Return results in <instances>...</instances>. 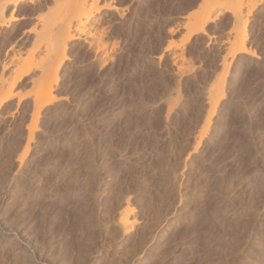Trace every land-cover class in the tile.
<instances>
[{"label":"rangeland","instance_id":"374dc122","mask_svg":"<svg viewBox=\"0 0 264 264\" xmlns=\"http://www.w3.org/2000/svg\"><path fill=\"white\" fill-rule=\"evenodd\" d=\"M87 1L85 12L90 11L91 18L85 25L89 33L81 32L85 25L78 28L81 31L71 29L74 41L67 43L66 61L57 71L58 81L52 90L56 99L37 116L33 114L32 97L42 70L36 63L35 69L24 68L30 65L29 56L32 64L41 55L45 58L48 40L44 38V46L41 33L44 30L46 35L45 26L57 22L55 17L65 8L64 0H25L11 20L7 12L0 17V100L10 80L12 83L15 77H21L11 97L0 106V216L20 217L15 211L20 203L8 204L7 199L13 193L17 201L22 175L32 172L43 186L33 180L40 192L35 201L38 206L34 202L39 209L32 208V215L26 217L28 223L33 221L31 225L26 223V230L35 228V235L41 233L34 236H44V240L52 232L48 237H53V243L42 252L45 263L90 264L91 260V264H121L120 256L110 252L119 248L115 241L118 245L124 237L117 238V205L127 195L133 212H137L140 198L134 195L129 177L136 161L141 162L140 158L154 149L159 160L149 161V172L159 177L165 171L170 181L177 177V194L170 198L172 211L156 230V236L128 264H256V255L254 258L250 253L255 247L253 239L264 237V0H241L240 9L234 10L236 18L232 9L226 11L231 7L223 11L213 6V0ZM199 17H204L203 33L189 35ZM242 30L246 36L244 47L251 55L238 54L231 59L229 55L236 48L233 42ZM96 33L103 44L99 49L92 46ZM46 58L44 65L51 59L46 63ZM24 60L27 67L22 64ZM55 60L52 58L53 63ZM213 101L216 105L206 128L204 120ZM28 131L33 134L30 136ZM27 139L28 153L22 158ZM86 220L93 225L99 223L93 228L96 242L106 245L95 253L97 256L93 254L95 257L84 255L88 263L81 260L83 255L80 262L75 261L74 244L88 231ZM30 231H24L22 247L27 245L23 242ZM109 239L113 240L110 244ZM4 244L0 264H16L18 260L21 264V258L13 255L7 242ZM64 255L72 260H63ZM263 258L259 264H264Z\"/></svg>","mask_w":264,"mask_h":264},{"label":"bare ground","instance_id":"6f19581e","mask_svg":"<svg viewBox=\"0 0 264 264\" xmlns=\"http://www.w3.org/2000/svg\"><path fill=\"white\" fill-rule=\"evenodd\" d=\"M23 1H25V0H0V17L5 13V12H7V14H8V17H9V19L11 20L13 17H12V14L17 10V8H18V6L20 5V3H22ZM90 1V0H89ZM98 0H92L91 2L94 4L95 2H97ZM205 2H207V0H204ZM208 1H212V0H208ZM88 1L87 0H66V2H65V0H64V4H65V8H63L62 7V12L60 13V17L59 16H56V17H58V18H56L55 17V21H56V19H58L57 20V22H55L54 24H52V25H50V24H48L49 26H45L46 28H45V33H46V35H44V36H46V37H44L43 36V33H44V30H42V38H43V41L45 42L44 43V46H45V44H46V41L44 40V38H46V40H48V43H47V45H46V47H44V49H45V51H47V55H49L48 57H47V55L45 54V52L43 53V55H45V58L47 59L46 60V63H48V60L50 59V61H49V63H50V66H49V63L45 66L44 65V59L45 58H43L44 56H40L39 58H40V60L39 59H37V62H33V64L32 63H30V62H32V61H30V58H32V57H27V59L29 60V63L28 64H30L28 67H27V63L25 62V60H24V63H22L25 67H27V68H24V69H26V71H30L31 69V67L32 68H34V66L36 65V67L38 68V67H40V68H42L41 66V64L39 65V63H41L42 62V64L44 65L43 66V69H40L39 68V70H42V72L40 71V76H38V77H40V78H37L38 80V82L36 83V87L38 88H36L35 86H34V91L35 92H33L34 93V95H33V97H32V99L34 100V98H35V100L33 101L34 103H35V109H34V115L36 114V116H37V113H38V111H42L41 109L43 108H45V107H47V106H50V105H52V103L55 101V96H54V94L52 93V90L53 89H55V88H53V86L55 85L56 86V82L58 81V78H56V76L59 74H57V71H59L58 69L60 68V66L63 64V63H65L64 61H66V56H65V52H66V47H68L67 46V43H69V41H72L73 39H74V36L72 35V32L70 33V31H71V29L73 28V27H75L74 29H77L78 31L86 24V21H89V19L91 18V13H90V11L87 13V11L85 12V10L86 9H88L87 7H86V3H87ZM213 2V6H216V7H218V8H222V10L224 11V10H226L227 8H230V9H227L226 11H228V10H230L231 11V9H232V12H233V16L235 15L236 16V14H235V12H234V10H236L237 9V11L240 9V5H241V0H213L212 1ZM28 3H31V0H28ZM90 5H88V6H91V3H89ZM85 7H86V9H85ZM92 7V6H91ZM90 7V8H91ZM232 14V13H231ZM234 16V18H236ZM204 17H199V18H197L196 19V24H195V26L192 28V30H190V32H189V35L191 34V33H195V34H198V33H203V28H204V19H203ZM208 19V17H206V20ZM45 21V20H44ZM45 23H46V21H45ZM91 23V22H90ZM79 27H81L80 29H78ZM85 28L86 29H81L80 31L82 32V33H84L85 31L84 30H87L88 28H87V26L85 25ZM77 30H75V31H77ZM89 30V29H88ZM88 30L86 31V32H88ZM243 30H244V27H243ZM243 30H242V32H241V35L238 37V38H235L234 40H235V42H233V44H236V48H234L232 51H231V54L229 55L230 57H231V59H233L236 55H238V54H247V55H249L250 53L248 52V50L247 49H245V47H244V44H245V41H246V36L244 35L245 33L243 32ZM84 31V32H83ZM93 31V30H92ZM96 31V30H95ZM81 33V34H82ZM89 33V32H88ZM91 34V33H90ZM34 36H35V34H33ZM92 35V34H91ZM96 35H97V33H96ZM41 38V39H42ZM35 40H36V44L38 43L37 42V39H36V36H35V38H34ZM35 40H34V42H35ZM38 41H39V39H38ZM42 41V42H43ZM74 41V40H73ZM33 42V43H34ZM42 44V43H41ZM71 44V43H70ZM69 44V45H70ZM92 46L94 47V48H96V49H99V48H101V47H103L102 45V42H101V39H100V36L99 35H97V36H93V38H92ZM33 45V44H32ZM31 45V46H32ZM91 46V45H90ZM89 47V46H88ZM93 47H91L92 49H93ZM105 47V46H104ZM70 48V47H69ZM38 49V48H37ZM36 50V48L34 49V51ZM95 50V49H94ZM44 51V50H43ZM30 52V51H29ZM97 52V50L95 51V53ZM31 53V52H30ZM100 53V52H99ZM99 53H97V54H99ZM28 55H30V54H28ZM32 55V54H31ZM40 55V54H39ZM53 55V56H52ZM55 55V56H54ZM100 55V54H99ZM103 55V54H102ZM251 55V54H250ZM51 56V57H50ZM34 57V56H33ZM54 57H55V59H54ZM41 58H42V60H41ZM52 58H53V60H55V62L53 63V61H52ZM59 58V59H58ZM19 59V58H18ZM22 59V58H21ZM26 59V61H28ZM103 59H105V58H103ZM22 61V60H21ZM36 61V60H35ZM23 62V61H22ZM51 62H52V64H54V65H51ZM36 63V64H35ZM102 63V62H101ZM35 64V65H34ZM39 65V66H38ZM35 67V68H36ZM47 67V68H46ZM34 68V69H35ZM44 68H46L45 70H44ZM63 68V67H62ZM44 70V71H43ZM25 71V70H24ZM38 74V75H39ZM43 74V75H42ZM57 74V75H56ZM42 76V77H41ZM58 77V76H57ZM7 78V77H6ZM20 76L19 77H15L14 78V80H13V82L11 83V80H10V84L8 85V87H6L5 89H6V92L4 93L3 91V93H4V96L1 98V100H0V106H2V104L3 103H5V102H7L8 101V99L11 97V94H12V90H13V88L15 87V85L17 84V82L20 80ZM33 78H35V77H33ZM40 79H41V82H40ZM3 80H4V78H3ZM2 80V81H3ZM7 80V79H6ZM32 80V79H31ZM35 81V80H34ZM33 82V81H32ZM2 83V82H1ZM33 84H35V83H33ZM1 85H3V84H1ZM4 86V85H3ZM2 86V87H3ZM35 89H37V90H35ZM54 91V90H53ZM53 94V95H52ZM54 96V97H53ZM211 96V95H210ZM58 98V97H57ZM210 100H211V98H210ZM215 102L216 101H213V103H212V105L211 104H209V108L207 109V115H206V121L204 120V126L203 127H206V128H208V125H209V119H210V116L211 115H213V112H214V107H215ZM32 103V102H31ZM57 118V117H56ZM105 121V120H104ZM108 121V120H107ZM106 121V122H107ZM124 121H126V120H124ZM123 121V122H124ZM181 121V120H180ZM32 122H35V121H33L32 120ZM131 122V121H130ZM145 122V121H144ZM146 122H147V120H146ZM126 123V122H125ZM177 123V122H176ZM179 123V122H178ZM34 124V123H33ZM127 125V124H126ZM144 126V125H143ZM179 126V125H178ZM175 127V126H174ZM31 129H33V127H30ZM29 128V129H30ZM150 128V127H149ZM152 128V127H151ZM181 128V127H180ZM28 129V130H29ZM203 128H201V130H202ZM126 130V129H125ZM176 130V129H175ZM31 131V130H30ZM32 132V131H31ZM179 132V131H178ZM200 132V131H199ZM204 133V131L202 130L201 132H200V134H201V136H203L202 134ZM30 132L28 131V134H29ZM146 133V132H145ZM33 134V133H32ZM32 134H29L30 136L32 135ZM153 134V133H152ZM199 134V133H198ZM200 134H199V137L198 138H200ZM205 134V133H204ZM61 135V134H60ZM146 135V134H145ZM29 136V137H30ZM62 136V135H61ZM65 136V135H64ZM63 136V137H64ZM119 136V135H118ZM29 137H27L29 140H31V138H29ZM60 137V136H59ZM66 137V136H65ZM156 137V136H155ZM111 138V137H110ZM120 138V137H119ZM152 138H154V137H152ZM196 138V137H195ZM28 139H27V141H28ZM109 139V138H108ZM112 139H113V136H112ZM111 139V140H112ZM190 139V138H189ZM202 139V138H201ZM110 140V139H109ZM114 140V139H113ZM170 140V139H169ZM32 141V140H31ZM34 141V140H33ZM68 141V140H67ZM172 141V140H171ZM198 141V140H197ZM214 141V140H213ZM124 142V141H123ZM141 142V141H140ZM173 142V141H172ZM119 143V142H118ZM122 143V142H121ZM150 143H151V141H150ZM167 143H168V141H167ZM191 143V142H190ZM26 145H24V151H23V154H22V158L24 157V155L26 154V153H28L27 152V150H28V146H29V141L28 142H26L25 143ZM116 144V143H115ZM123 144V143H122ZM136 144V143H135ZM143 144V143H142ZM149 144V143H148ZM152 144V143H151ZM194 144H196V143H194ZM22 145V146H23ZM152 145H154V144H152ZM169 145V144H168ZM167 145V146H168ZM191 145V144H190ZM89 146V145H88ZM164 146H166V145H164ZM171 146V145H170ZM115 147V146H114ZM117 147V146H116ZM135 147V146H134ZM145 147V146H144ZM162 147V146H161ZM191 147V146H190ZM197 147V146H196ZM195 147V148H196ZM90 148H91V146H90ZM147 148V147H146ZM155 149H156V147H154ZM170 148V147H169ZM114 149V148H113ZM121 149V148H120ZM119 149V150H120ZM163 149V148H162ZM22 150H23V148H22ZM85 150H88L87 148H85ZM117 150V149H116ZM122 150V149H121ZM120 150V151H121ZM164 150V149H163ZM186 150V149H185ZM184 150V151H185ZM192 150H194V151H196L195 149H194V147H193V149ZM191 150V151H192ZM90 151V150H89ZM126 151V150H125ZM128 151V150H127ZM139 151V150H138ZM141 151V150H140ZM143 151V150H142ZM166 151H167V148H166ZM22 152V151H21ZM116 152V151H115ZM146 152V151H145ZM155 151H154V149H153V151H150L149 150V152L148 153H150V154H146V155H143V158H140V160H141V162H138L139 161V159H138V161H136L137 163H136V165H135V168H134V171L132 172V175H130V177H129V179L131 180V184L133 185V192H134V195H136V196H138L139 198H140V200H139V207H138V210H137V212H138V214L136 215V213H134L133 211H134V209L133 208H131V205H130V199H131V197H128L127 195H125V196H123L124 194V192H122V191H120V192H118L119 193V195L120 194H122V195H120V196H123L124 198H121V200H123V202L122 203H120L119 205H117V211H116V217L114 218V219H116V222H115V224H116V226H117V228H118V230H119V232H120V234H119V236L117 237L118 239H119V237H120V235H121V237L122 236H124V237H122V240L120 241V243L117 245V241H115L116 239V236H114L113 238V240L116 242V246H118L119 248H120V246H122L123 248L121 249V251H118V250H120L119 248H117L116 247V249L115 250H113V251H110L114 256H115V254L116 255H118V256H120L119 257V259L121 258V260H123L122 262H123V264H128V263H130V262H132L134 259H136L135 257H139V255H140V253L141 252H143V249H145L148 245L147 244H149V242H151L152 240H151V238H154L153 236L156 234L155 232H156V230L157 229H159L158 227L160 226V225H162V222L164 223V221H165V219L167 218V216H168V214H169V211L171 210V206H173V205H170V198L173 196V194L175 193V195L177 194L176 192H174V191H176L175 189L177 188V183L175 184L176 185V188H174V183L176 182V180L178 179L177 177H173L174 179L172 180V181H170V179L168 178V175H167V173H165V171H163L164 173H161V176H157V177H152L153 175H151V172H149V170H150V168H149V166H150V160L151 159H156L158 156H157V154L156 153H154ZM188 152V151H187ZM90 153V152H89ZM194 154L196 153V152H193ZM21 154V153H20ZM170 154V153H169ZM108 155V154H107ZM114 155V154H113ZM126 155V154H125ZM139 155V154H138ZM123 156V155H122ZM160 156H161V154H160ZM21 157V156H20ZM126 157V156H125ZM139 157V156H138ZM137 157V158H138ZM21 158V159H22ZM40 158V157H39ZM106 158H108V157H106ZM112 158V157H111ZM121 158V157H120ZM119 158V159H120ZM130 158V157H129ZM159 158V157H158ZM157 158V159H158ZM187 158V157H186ZM101 159H102V157H101ZM100 159V160H101ZM104 159V158H103ZM109 159H110V157H109ZM113 159V158H112ZM134 159H135V157H134ZM128 160V159H127ZM137 160V159H136ZM159 160V159H158ZM163 160V159H162ZM135 161V160H134ZM152 161V160H151ZM165 161V160H164ZM110 162V161H109ZM123 162V161H122ZM121 162V163H122ZM133 162V161H132ZM151 163H153V162H151ZM160 163H161V161H160ZM41 164V163H40ZM105 164V163H104ZM120 164V163H119ZM124 164V163H123ZM135 164V163H134ZM156 164V163H155ZM158 164V163H157ZM35 165V164H34ZM72 165H73V163H72ZM125 165V164H124ZM127 165V164H126ZM128 165H129V163H128ZM153 165V164H152ZM37 166V165H36ZM69 166V165H68ZM74 166V165H73ZM108 166V165H107ZM34 167V166H33ZM33 167H32V169H31V171H33L34 169H33ZM70 167V166H69ZM111 167V166H110ZM115 167V166H114ZM122 167V166H121ZM132 167H129V168H132ZM154 167V166H153ZM161 167L162 166H160V169H161ZM165 167V166H164ZM164 167H163V169H164ZM39 168V167H38ZM106 168V167H105ZM120 168V167H119ZM157 168V167H156ZM155 168V169H156ZM89 169V168H88ZM110 169V168H109ZM109 169H108V173H109ZM112 169V168H111ZM118 169V168H117ZM102 170V169H101ZM105 170V169H104ZM103 170V171H104ZM122 170V169H121ZM165 170V169H164ZM35 171V170H34ZM94 171V170H93ZM93 171H92V173H93ZM112 171V170H111ZM111 171H110V173H111ZM132 171V170H131ZM30 172V171H29ZM60 172V171H59ZM95 172V171H94ZM106 172H107V170H106ZM25 173H27V172H25ZM32 173V172H31ZM31 173H27V174H24V175H22L21 177H22V183H21V186H20V188L18 189L19 190V192H18V194H17V201H15L14 200V198H12V195H13V193L12 194H10L9 196H10V200L9 199H7V197H6V199H7V201H8V204L9 203H15L16 204V202H18V203H20V205H21V207L20 208H18L19 210H17V208L15 209V211L16 212H18L19 213V216L20 217H17L18 216V214H17V219H12V218H10V219H6V217H4V218H2L1 216H0V248L2 249L4 246H5V244L3 245V243L4 242H7V246L10 248V251L12 252V253H14L13 255H15L17 258H21V262L23 263V264H46L45 263V261H44V257L42 258V252H43V250H45L46 249V251H48V245L50 244L51 245V243H53L52 241H53V237L51 238V235H50V238L48 237V235H49V233H48V235H47V233L45 234V233H43L42 235H47V238H45V240L43 239L44 238V236L43 237H41L40 239L39 238H36L35 236L37 235V236H40V234L39 233H41L39 230H40V228H41V225H42V223L40 224V228L39 229H37V231H39V235L36 233V235H35V228H33V230L31 229V231H30V229L28 228V230H26L27 229V226L29 227V225L28 224H30L31 223V221H29L30 223H28V219L26 218V217H30L29 216V214L30 215H32L31 214V210L33 211V209L32 208H34V207H37L38 205V203L37 202H35V201H37V199H38V196L40 197V192H39V189L36 187V185H34V184H36L38 181L36 180V179H34V176H35V174L33 175V174H31ZM34 173H37V172H34ZM86 173H88V172H86ZM118 173V172H117ZM131 173V172H130ZM152 173H153V171H152ZM22 174H23V172H22ZM94 174V173H93ZM120 174V173H119ZM20 175V174H19ZM107 175V174H106ZM126 175V174H125ZM159 175V174H158ZM174 175V174H173ZM172 175V176H173ZM41 176V175H40ZM39 176V177H40ZM56 176H58V175H56ZM70 176H73V175H70ZM69 176V177H70ZM79 176V175H78ZM97 176V175H96ZM99 176V175H98ZM97 176V177H98ZM37 177V176H36ZM74 177V176H73ZM88 177V176H87ZM119 177V176H118ZM179 177V176H178ZM50 178V177H49ZM85 178V177H84ZM38 180H39V178H37ZM60 179V178H59ZM63 179V178H62ZM77 179V178H76ZM123 179V178H122ZM126 179V178H125ZM21 180V179H20ZM33 180L35 181L36 180V182H34V184H33ZM61 180V179H60ZM59 180V181H60ZM66 180V179H65ZM68 180V179H67ZM66 180V181H67ZM113 180V179H112ZM124 180V179H123ZM127 180V179H126ZM179 180V179H178ZM49 181V180H48ZM54 181V180H53ZM62 181V180H61ZM60 181V182H61ZM83 181V180H82ZM93 181V180H92ZM102 181V180H101ZM114 181H115V179H114ZM122 181V180H121ZM129 181V180H128ZM59 182V183H60ZM80 182V181H79ZM84 182H86V181H84ZM88 182V181H87ZM120 182V181H119ZM118 182V183H119ZM179 182V181H178ZM39 183V182H38ZM40 183H41V181H40ZM39 183V184H40ZM82 183V182H81ZM80 183V184H81ZM117 183V182H116ZM115 183V184H116ZM124 183V182H123ZM126 183V182H125ZM128 183V182H127ZM38 184V185H39ZM43 183H41V185H42ZM58 184V183H57ZM62 184V183H61ZM67 184H68V182H67ZM72 184V183H71ZM71 184H69L68 186H70ZM89 184V183H88ZM97 184V183H96ZM122 184V183H121ZM82 185V184H81ZM91 185V184H90ZM120 185V184H119ZM123 185V184H122ZM43 186V185H42ZM56 186V185H55ZM62 186V185H61ZM67 186V187H68ZM72 186H74V185H72ZM80 186V185H79ZM87 186V185H86ZM198 186V185H197ZM258 186V185H257ZM262 186H264V185H262ZM63 187V186H62ZM78 187V186H77ZM98 187V186H97ZM128 187V186H127ZM200 187V186H199ZM202 188H203V186H201ZM16 188V187H15ZM41 188V187H40ZM74 188V187H73ZM82 188V187H81ZM80 188V189H81ZM88 188V187H87ZM100 188V187H99ZM113 188V187H112ZM57 189V188H56ZM55 189V190H56ZM66 189V188H65ZM104 189V188H103ZM123 189V188H122ZM121 189V190H122ZM199 189H201V188H199ZM204 189V188H203ZM255 189V188H254ZM257 189V188H256ZM255 189V190H256ZM10 190V189H9ZM50 190V189H49ZM67 190V189H66ZM72 190H74V189H72ZM102 190V189H101ZM126 190H128V189H126ZM125 190V191H126ZM11 191V190H10ZM14 191V190H13ZM44 191H45V189H44ZM52 191V190H51ZM50 191V192H51ZM85 191H87V189L85 190ZM90 191V190H89ZM130 191H131V187H130ZM43 192V191H42ZM49 192V191H48ZM54 192V191H53ZM59 192V191H58ZM70 192V191H69ZM68 192V193H69ZM122 192V193H121ZM132 192V191H131ZM157 193V194H155L156 195V199L154 200L152 197H154V195H153V193ZM15 193V192H14ZM128 194V192H125V194ZM200 193V192H199ZM8 194V193H7ZM42 194V193H41ZM57 194V193H56ZM61 194V193H60ZM93 194V193H92ZM116 194H117V192H116ZM201 194V193H200ZM203 194V193H202ZM6 195V194H5ZM50 195V194H49ZM48 195V196H49ZM53 195V194H52ZM128 195H130V194H128ZM131 195H133V194H131ZM194 195V194H193ZM83 196V195H82ZM87 196V195H86ZM94 196V195H93ZM197 196V195H196ZM13 197H14V195H13ZM42 197H43V194H42ZM41 197V198H42ZM55 197V196H54ZM60 197V196H59ZM81 197V196H80ZM115 197H116V195H115ZM9 198V197H8ZM44 198V197H43ZM52 198V197H51ZM74 198V197H73ZM114 198V197H113ZM67 199V198H66ZM115 199V198H114ZM39 200V199H38ZM46 201H47V199H45ZM44 200V201H45ZM53 200V199H52ZM75 200V199H74ZM106 200V199H105ZM119 200V199H118ZM133 200V199H132ZM42 201V200H41ZM58 201V200H57ZM67 201V200H66ZM98 201V200H97ZM116 201V200H115ZM137 201V200H136ZM34 202L36 203V205L34 206ZM43 202V201H42ZM52 202V201H51ZM78 202V201H77ZM84 202V201H83ZM118 202V201H117ZM119 202H120V200H119ZM118 202V203H119ZM138 202V201H137ZM156 202V203H155ZM70 203H72V202H70ZM131 203H132V201H131ZM7 204V205H8ZM52 204V203H51ZM79 204V203H78ZM78 204H77V206H78ZM115 204V203H114ZM6 205V206H7ZM16 205H18V204H16ZM39 205H40V201H39ZM68 205V204H67ZM72 206H73V204H71ZM75 205H76V203H75ZM111 205V204H110ZM9 206V205H8ZM11 206V205H10ZM44 206V205H43ZM115 206V205H114ZM13 208H15V205L14 206H12ZM11 207V208H12ZM40 208H41V206H39ZM59 207V206H58ZM81 207H82V204H81ZM100 207V206H99ZM108 207H109V204H108ZM38 208V207H37ZM45 208H46V206H45ZM44 208V209H45ZM48 208V207H47ZM80 208V207H79ZM173 208V207H172ZM39 209V208H38ZM43 209V208H42ZM41 209V210H42ZM67 209V208H66ZM76 209V208H75ZM82 209V208H81ZM49 210V209H48ZM61 210V209H60ZM92 210V209H91ZM114 210H116V209H114ZM73 211V210H72ZM80 211V210H79ZM82 211V210H81ZM172 211V210H171ZM170 211V212H171ZM15 212V213H16ZM30 212V213H29ZM43 212H45V211H43ZM48 212V211H47ZM73 212H76V211H73ZM90 212V211H89ZM95 212V211H94ZM98 212V211H97ZM106 212V211H105ZM108 212V211H107ZM113 212V211H112ZM4 213V212H3ZM15 213H13L14 215H15ZM34 213V212H33ZM49 213V212H48ZM12 214V215H13ZM35 214V213H34ZM79 214V213H78ZM105 214V213H104ZM112 214V213H111ZM171 214V213H170ZM7 215V214H6ZM13 215V216H14ZM39 215V214H38ZM45 214H43V216H44ZM80 215H82V213L80 214ZM115 215V214H114ZM3 216V215H2ZM5 216V215H4ZM40 216H41V214H40ZM73 216V215H72ZM85 216V215H84ZM84 216H82V219H84L85 217ZM90 216V215H89ZM97 216V215H96ZM107 216H108V214H107ZM10 217V216H9ZM15 217V216H14ZM32 217V216H31ZM45 217V216H44ZM81 217V216H80ZM84 217V218H83ZM88 217V216H87ZM114 217V216H113ZM228 217V216H227ZM39 218V217H38ZM72 218V217H71ZM78 218H79V215H78ZM93 217H91V219H92ZM102 218V217H101ZM109 218V217H108ZM112 218V217H111ZM110 218V219H111ZM31 219V218H30ZM37 219V218H36ZM39 219H41V218H39ZM38 219V222L40 221ZM90 219V218H89ZM90 219V220H91ZM94 220H95V218H93ZM113 219V218H112ZM112 219H111V221H112ZM72 220V219H71ZM78 220V219H77ZM89 220V221H90ZM107 220V219H106ZM89 221H85V223H86V229L88 230V231H86V230H84L85 228V226L83 227L84 229H83V232H85L86 231V233H83V234H85V235H83L82 233V235L80 236L79 235V240L77 239V241L75 240V242L76 243H74L75 245V248H72L71 247V249H75L76 251H77V257L75 258V261L77 260V262H80L81 260H83L84 262H85V259H86V256H84V255H90V254H95L97 251L99 252H101V250H103V248L106 246H104V244H103V242L101 243V242H96L97 241V237H95V235H94V229L93 228H95L96 227V225H99V223L98 224H96V223H94V225H93V223H91V221L89 222ZM93 221V220H92ZM97 220H95V222H96ZM99 221V220H98ZM115 221V220H114ZM43 222V221H42ZM75 222V221H74ZM94 222V221H93ZM26 223H28V224H26ZM32 223H33V221H32ZM31 223V224H32ZM35 223H37V221H35ZM77 223V222H76ZM30 224V225H31ZM45 224V223H44ZM96 224V225H95ZM35 225L33 224L32 225V227H34ZM45 226V225H44ZM95 226V227H94ZM79 227V226H78ZM104 227V226H103ZM76 228V227H75ZM80 228V227H79ZM110 228V227H109ZM48 229V228H47ZM61 230V229H60ZM66 230V229H65ZM24 231L26 232V231H30V233H31V235L29 234V235H27L29 238L27 239V237H26V239L27 240H25L23 243H25L26 241V244L28 245H26L24 248L22 247V244H21V242H20V240H21V238L22 237H24L25 238V236H24ZM42 231V230H41ZM45 231V230H44ZM48 231V230H47ZM107 231V230H106ZM109 231H111V230H109ZM260 232H261V230H259ZM33 233V234H32ZM52 233V232H51ZM50 233V234H51ZM57 233V232H56ZM55 233V234H56ZM59 233V232H58ZM62 233V232H61ZM64 233V232H63ZM71 233V232H70ZM106 233V232H105ZM110 233V232H109ZM113 233V232H112ZM118 233V232H117ZM259 233V232H258ZM26 234H28V233H26ZM55 234H54V236H55ZM60 234V233H59ZM58 234V235H59ZM76 234V233H75ZM78 234V233H77ZM262 234H263V232H262ZM35 235V236H34ZM66 235V234H65ZM64 235V236H65ZM99 235H101V234H99ZM105 235H110V234H105ZM115 235V234H114ZM53 236V235H52ZM83 236V237H82ZM96 236H98V235H96ZM156 236V235H155ZM46 237V236H45ZM58 237V236H57ZM56 237V238H57ZM102 237V236H101ZM121 237H120V239H121ZM263 237V236H262ZM60 238V237H59ZM75 238V237H74ZM104 238V237H103ZM110 238H111V235H110ZM38 239H39V241H38ZM54 239H55V237H54ZM58 239V238H57ZM96 239V240H95ZM101 239V238H100ZM105 239V238H104ZM112 239V238H111ZM99 240V239H98ZM106 240V239H105ZM113 240H110L109 239V244H110V242L111 241H113ZM45 241V242H44ZM80 241H82V242H80ZM119 241V240H118ZM105 242V241H104ZM62 243V242H61ZM108 244V242L106 241L105 242V244ZM114 243V242H113ZM65 244V243H64ZM68 244V243H67ZM71 244V243H70ZM109 244H108V248H111L110 246H109ZM73 245V244H72ZM114 245H115V243H114ZM147 245V246H146ZM253 245L255 246L254 247V249H252L251 250V254H254V255H252V256H254V258H256V259H253V260H255L254 261V263H256V264H259L260 263V258L264 255L263 253H264V237H263V239H256V238H254L253 239ZM29 246L31 247V249L33 248V250H31V249H29ZM52 246H53V244H52ZM58 246V245H57ZM60 246V245H59ZM62 246V245H61ZM60 246V247H61ZM67 246V245H66ZM69 246V245H68ZM113 246V245H112ZM146 246V247H145ZM7 247V248H8ZM60 247H59V250H57V251H59L60 252V250H62V248L60 249ZM63 247H65V246H63ZM27 248V249H26ZM58 248V247H57ZM69 248V247H68ZM0 249V250H1ZM50 249H51V247H50ZM49 249V250H50ZM53 249V248H52ZM65 249L66 250H68L67 249V247H65ZM111 249H114V248H111ZM154 249V248H153ZM251 249V248H250ZM5 250V249H4ZM7 250V249H6ZM5 250V251H6ZM63 250H64V248H63ZM65 250V251H66ZM146 250V249H145ZM144 250V251H145ZM2 251V250H1ZM56 251V250H55ZM105 251V250H104ZM109 251H106V252H109ZM10 252V254H11V256H10V258L13 256L12 255V253ZM71 252H73V251H71ZM70 252V253H71ZM97 252V253H98ZM104 253L105 255H103V253H101L103 256H106V254L107 253ZM110 252H109V254H110ZM9 253V252H8ZM7 253V254H8ZM35 253H37V254H35ZM74 253V252H73ZM67 254H69V253H67ZM100 254V253H99ZM98 254V255H99ZM143 254V253H142ZM141 254V255H142ZM5 255V254H4ZM59 255V254H58ZM70 255V254H69ZM76 255V254H75ZM84 257H83V256ZM96 255V254H95ZM95 255H93L94 257H95ZM113 255H111V259H112V256ZM255 255H256V257H255ZM15 256H14V258H15ZM72 256V255H71ZM91 256V255H90ZM89 256V257H90ZM97 256V255H96ZM110 256V255H109ZM118 256H117V258H118ZM61 257V256H60ZM59 257V258H60ZM70 257V256H69ZM81 257H83V258H81ZM89 257H87V258H89ZM98 257H100V256H98ZM107 257V256H106ZM116 257V256H115ZM114 257V258H115ZM141 257V256H140ZM167 257V256H166ZM13 258V259H14ZM51 258V257H50ZM54 258V257H53ZM56 259H59V258H57V257H55ZM63 258V260L64 259H66V260H68V255L67 256H63L62 257ZM79 258H81V260L79 259ZM97 258V257H96ZM109 258V259H110ZM74 259V258H73ZM101 259V258H100ZM107 259V258H106ZM118 259V260H119ZM165 259V258H164ZM16 260H18V259H16ZM48 260H49V258H48ZM60 260H62V259H60ZM62 260V261H63ZM65 260V261H66ZM70 260H72V258L70 257L69 258V260L68 261H70ZM89 259H87V261H88ZM95 260H97V259H95ZM102 260V259H101ZM262 260H264V258L262 259ZM19 261V260H18ZM18 261H16V264H18L17 262ZM55 261V260H54ZM61 261V262H62ZM68 261H66V262H68ZM74 261V260H73ZM91 261V260H90ZM90 261H88L90 264L92 263V261L90 262ZM108 261V260H107ZM111 261V260H110ZM109 261V262H110ZM114 261L116 262V260L114 259ZM14 262H15V260H14ZM88 262H85V263H88ZM97 262V261H96ZM112 262V261H111ZM111 262H110V264H111ZM122 262H119L118 261V263H121L122 264ZM4 263V262H3ZM13 263V262H12ZM21 263V264H22ZM48 263V262H47ZM53 263V262H52ZM59 263V262H58ZM70 263V262H69ZM69 263H66V264H69ZM102 263V262H101ZM261 263H262V261H261ZM13 264H15V263H13ZM54 264V263H53ZM56 264H57V262H56ZM63 264V263H62ZM65 264V263H64ZM70 264H77V263H75V262H73L72 263V261H71V263ZM80 264H81V262H80ZM99 264V263H98ZM114 264V263H113ZM117 264V263H116Z\"/></svg>","mask_w":264,"mask_h":264}]
</instances>
